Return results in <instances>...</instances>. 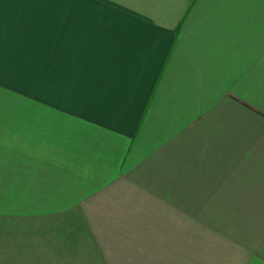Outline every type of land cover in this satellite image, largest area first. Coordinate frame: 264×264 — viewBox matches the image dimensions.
<instances>
[{
  "label": "crops",
  "instance_id": "crops-1",
  "mask_svg": "<svg viewBox=\"0 0 264 264\" xmlns=\"http://www.w3.org/2000/svg\"><path fill=\"white\" fill-rule=\"evenodd\" d=\"M219 262L264 264V0H0V264Z\"/></svg>",
  "mask_w": 264,
  "mask_h": 264
},
{
  "label": "rangeland",
  "instance_id": "rangeland-1",
  "mask_svg": "<svg viewBox=\"0 0 264 264\" xmlns=\"http://www.w3.org/2000/svg\"><path fill=\"white\" fill-rule=\"evenodd\" d=\"M213 235V236H212ZM209 236H210V247L211 246H217V247H219V249H220V239H222L221 237H220V232H218V233H212V232H209ZM229 241V240H228ZM230 242V244L229 243H227L226 245H224V247H225V250H227L228 248H226L228 245L229 246H231L232 245V241L230 240L229 241ZM232 248H233V246H231V249H230V251H224V254H228V255H230L231 257H232V253H231V250H232ZM211 249V248H210ZM217 251V250H216ZM211 256H213V257H216V258H218V257H221V255H220V253H219V255L217 256V253L216 252H210L209 253ZM223 254V255H224ZM227 257V256H226ZM219 264H220V262H219Z\"/></svg>",
  "mask_w": 264,
  "mask_h": 264
}]
</instances>
